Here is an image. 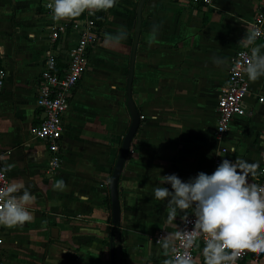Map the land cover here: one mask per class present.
<instances>
[{"label": "crops", "instance_id": "0c3cea01", "mask_svg": "<svg viewBox=\"0 0 264 264\" xmlns=\"http://www.w3.org/2000/svg\"><path fill=\"white\" fill-rule=\"evenodd\" d=\"M261 1L196 7L190 0H118L105 11L103 37L64 117L63 163L51 175L47 145L33 133L44 119L37 89L50 20L41 0H0V58L8 76L0 96V168L14 165L5 171L10 182L23 183L36 198L31 222L0 226V264H117L118 235L122 264H164L157 242L183 221L178 216L169 224L166 203L154 200L157 175L188 181L212 174L224 159H244L259 162L249 178L257 183L264 167V77L248 79L245 113L224 136L217 131L230 65ZM120 31L127 39L105 43ZM252 47L264 51V40ZM130 102L145 120L120 180L116 226L110 183L133 123ZM61 179L65 187L54 189ZM197 244L195 264H204L203 242ZM242 264H264V254L250 251Z\"/></svg>", "mask_w": 264, "mask_h": 264}, {"label": "clouds", "instance_id": "9594fccd", "mask_svg": "<svg viewBox=\"0 0 264 264\" xmlns=\"http://www.w3.org/2000/svg\"><path fill=\"white\" fill-rule=\"evenodd\" d=\"M118 0H53L48 7L57 21L73 19L85 11H107L114 8ZM156 27H153V34ZM259 33L247 32L239 43L250 47ZM127 39V32L106 35L105 43L116 45ZM222 64V60H215ZM245 72L248 79L256 81L264 77V51L251 48V62ZM5 156L0 155V162ZM14 165L0 169L9 171ZM259 162L250 163L244 159L230 161L224 159L212 174L200 172L188 181L176 174L157 175L158 186H152L155 201L166 203L167 222L171 224L179 216L189 223L194 216L191 231L167 232L157 244L163 249L164 264H195L188 249L199 247L197 240L203 238L201 255L204 264H237L242 252L251 251L264 254V185L249 182L257 175ZM164 185H170L171 190ZM61 179L53 184L54 189H62ZM35 196L20 182L0 186V226L13 228L33 220L30 208ZM184 241L183 251L177 240Z\"/></svg>", "mask_w": 264, "mask_h": 264}, {"label": "built area", "instance_id": "2783aa9c", "mask_svg": "<svg viewBox=\"0 0 264 264\" xmlns=\"http://www.w3.org/2000/svg\"><path fill=\"white\" fill-rule=\"evenodd\" d=\"M52 2L53 0H41V7L50 24L48 48L41 66L37 89V107L43 111L44 119L33 129V133L39 141L47 145L50 156L49 173L55 175L59 173L63 163L64 117L70 109L75 91L89 71L90 56L103 37V28L96 22L100 11H85L81 16L70 20H55L48 7ZM190 3L196 7H209L213 0H190ZM252 31L259 33L255 42L264 40V0L261 1L254 19ZM252 45L248 48L243 46L230 65L228 84L218 103L219 137L229 132L231 122L236 116L245 113V101L250 93L245 68L251 62ZM7 77V70L0 58V96L6 87ZM141 120H145V117H141ZM9 183L11 182L6 172H0V186H7ZM257 183L264 185V167L259 173ZM189 221V223L183 221L180 231L192 230L195 217L190 215ZM198 242H203V238H199ZM176 243L183 251L184 241L180 239ZM195 248L196 246H193L188 249L193 258ZM249 253L250 251L242 252L237 264H242Z\"/></svg>", "mask_w": 264, "mask_h": 264}, {"label": "water", "instance_id": "95a60500", "mask_svg": "<svg viewBox=\"0 0 264 264\" xmlns=\"http://www.w3.org/2000/svg\"><path fill=\"white\" fill-rule=\"evenodd\" d=\"M129 107L132 114L133 123L130 128L129 133L127 134L122 150L117 161L116 167L113 172V176L110 183V195L112 201V214H113V223L116 226L121 224L122 218V210H121V202H120V195H119V185L120 180L123 174V170L125 168L126 162L128 160L129 154L132 148V142L137 135L139 128L142 124L141 115L135 105L130 102ZM112 259L113 261H117V264H122V240L121 235L117 236L116 239V246L113 247L112 250Z\"/></svg>", "mask_w": 264, "mask_h": 264}, {"label": "trees", "instance_id": "16d2710c", "mask_svg": "<svg viewBox=\"0 0 264 264\" xmlns=\"http://www.w3.org/2000/svg\"><path fill=\"white\" fill-rule=\"evenodd\" d=\"M105 20H106V13H105V11H100L99 14L96 17L97 25L100 28H104ZM117 234H118V231H117V229H115L114 232H113V235L116 236Z\"/></svg>", "mask_w": 264, "mask_h": 264}, {"label": "rangeland", "instance_id": "374dc122", "mask_svg": "<svg viewBox=\"0 0 264 264\" xmlns=\"http://www.w3.org/2000/svg\"><path fill=\"white\" fill-rule=\"evenodd\" d=\"M1 264H3V262Z\"/></svg>", "mask_w": 264, "mask_h": 264}]
</instances>
